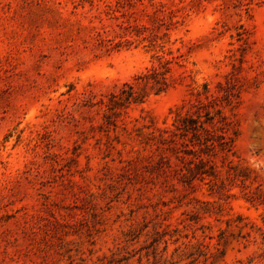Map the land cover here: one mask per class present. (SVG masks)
Wrapping results in <instances>:
<instances>
[{
    "label": "rangeland",
    "instance_id": "374dc122",
    "mask_svg": "<svg viewBox=\"0 0 264 264\" xmlns=\"http://www.w3.org/2000/svg\"><path fill=\"white\" fill-rule=\"evenodd\" d=\"M205 91L237 136L190 187L158 130ZM0 264H264V0H0Z\"/></svg>",
    "mask_w": 264,
    "mask_h": 264
},
{
    "label": "trees",
    "instance_id": "16d2710c",
    "mask_svg": "<svg viewBox=\"0 0 264 264\" xmlns=\"http://www.w3.org/2000/svg\"><path fill=\"white\" fill-rule=\"evenodd\" d=\"M157 66H150L144 72L134 76L138 85L125 84L118 96H113L115 105L127 107L141 103L149 89L154 95L161 94L169 88L168 77L170 59L159 58ZM233 104L232 97L213 95L205 91L203 100L200 98L193 110L177 117L171 128L158 130L159 142L163 155L170 153L181 163L177 171L180 181L192 187V182L204 177H215V165L211 157L220 155L226 161L233 154V144L237 136L234 122L225 113V108ZM164 156V157H163ZM230 163V162H228Z\"/></svg>",
    "mask_w": 264,
    "mask_h": 264
}]
</instances>
